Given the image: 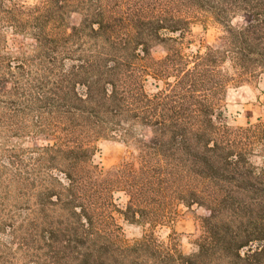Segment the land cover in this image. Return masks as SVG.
Returning <instances> with one entry per match:
<instances>
[{
	"label": "trees",
	"instance_id": "trees-1",
	"mask_svg": "<svg viewBox=\"0 0 264 264\" xmlns=\"http://www.w3.org/2000/svg\"><path fill=\"white\" fill-rule=\"evenodd\" d=\"M205 17L216 46L186 52ZM7 34L30 50L9 51ZM243 85L264 95V0H0V189L26 187L45 213L30 261L264 264V116L237 125L226 108ZM103 140L128 148L106 170ZM179 204L204 211L187 254L153 231L126 242L113 218L154 228Z\"/></svg>",
	"mask_w": 264,
	"mask_h": 264
},
{
	"label": "rangeland",
	"instance_id": "rangeland-1",
	"mask_svg": "<svg viewBox=\"0 0 264 264\" xmlns=\"http://www.w3.org/2000/svg\"><path fill=\"white\" fill-rule=\"evenodd\" d=\"M32 3L35 0H26ZM238 24V20H234ZM220 26L215 24L210 17L203 18L202 21H195L190 26V31L183 46H188L186 52H203L208 46H216V41L220 35ZM32 40L17 35L7 34L5 46L9 51H15L18 48L30 50ZM163 52L158 50L157 55L162 56ZM148 92L154 91L153 86L146 87ZM259 91L253 86L243 85L237 88H231L226 94V108L237 125H244L246 122H255L258 117L264 116V95H259ZM36 141L33 145L41 144ZM32 145V144H30ZM26 146V145H24ZM94 163L103 169H109L118 165L128 155V148L118 140H103L97 144ZM113 201L116 207L123 206L127 197L121 191L112 193ZM34 199L26 191V187H20L11 193H4L0 189V216L8 214L11 217L7 222L11 225L7 230L6 237L0 233V241L12 248L7 264H34L30 254L34 250L42 253L46 249L42 241L36 240V237L28 235L44 221L45 213L42 217L37 213V205ZM176 214L164 220L161 225L151 228L149 225L129 223L121 215L113 211L114 222L120 227L122 238L132 243L142 237L145 232L153 231L155 237L171 246H176L183 253H190L193 243L201 236V217L204 214L200 206L193 205L186 207L179 204L176 208ZM43 221H42V219ZM15 229V232L13 231ZM9 232V233H8ZM12 235V236H11ZM37 248V249H36ZM40 248V249H38ZM1 252L4 248H0ZM54 256L49 251L45 253ZM4 255V253H1ZM152 260L148 264H151Z\"/></svg>",
	"mask_w": 264,
	"mask_h": 264
}]
</instances>
